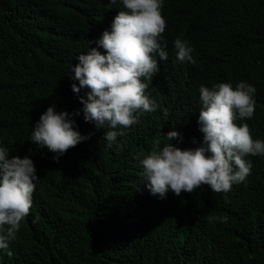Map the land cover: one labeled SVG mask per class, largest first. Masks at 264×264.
<instances>
[{"label": "trees", "instance_id": "trees-1", "mask_svg": "<svg viewBox=\"0 0 264 264\" xmlns=\"http://www.w3.org/2000/svg\"><path fill=\"white\" fill-rule=\"evenodd\" d=\"M121 10L122 0H0V147L28 156L39 177L0 264H264V156L246 157L250 175L227 193L202 185L163 199L142 184L141 165L157 141L169 143V131L182 137L170 141L176 147L201 146V86L253 85L254 116L235 123L264 141V0H163L168 56L153 55L159 71L145 81L156 110L111 147L107 125L72 116L81 135H91L58 163L30 141L49 106L82 109L78 95L88 89L72 91L78 81L69 67L97 47ZM177 37L188 41L194 63L177 59ZM223 216L226 223L207 219Z\"/></svg>", "mask_w": 264, "mask_h": 264}, {"label": "clouds", "instance_id": "clouds-1", "mask_svg": "<svg viewBox=\"0 0 264 264\" xmlns=\"http://www.w3.org/2000/svg\"><path fill=\"white\" fill-rule=\"evenodd\" d=\"M122 4L126 10L118 11L111 29L95 41L97 47L78 55V63L69 67L71 79L78 81L71 85L72 91L79 94L81 89H88L85 96L78 95L82 109L69 114L49 106L32 127L30 141L52 153L57 163L70 148L91 135H81L72 116L82 112L85 122L104 129L107 125L104 137L111 147L118 137L127 134L126 129L139 122L142 114L157 108L145 94V81L150 82L159 71L153 55L158 54L160 60L168 56L166 44H161L166 29L163 0H122ZM173 44L178 60L194 63L188 41L177 37ZM98 49H103V54ZM256 91L243 81L234 89L230 83H219L212 89L201 86L197 123L203 134L202 144L195 149L174 146L170 141L182 140L177 131L164 135L169 143L162 148L157 141L153 151L141 160L142 184L150 194L163 199L171 191L179 197L202 185L216 193H227L233 184L245 181L252 168L246 157L264 156V141L252 138L247 123L238 126L235 121L254 116ZM38 179L28 156H10L7 148L0 147V250H7L9 242L16 239L32 207ZM207 219L226 223L228 217Z\"/></svg>", "mask_w": 264, "mask_h": 264}]
</instances>
